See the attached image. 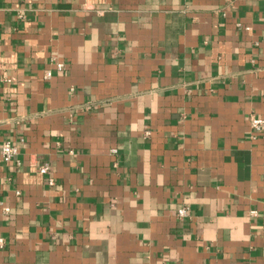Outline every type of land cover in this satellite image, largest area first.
Returning a JSON list of instances; mask_svg holds the SVG:
<instances>
[{"label": "crops", "instance_id": "crops-1", "mask_svg": "<svg viewBox=\"0 0 264 264\" xmlns=\"http://www.w3.org/2000/svg\"><path fill=\"white\" fill-rule=\"evenodd\" d=\"M250 116L264 0H0V264H264Z\"/></svg>", "mask_w": 264, "mask_h": 264}, {"label": "built area", "instance_id": "built-area-1", "mask_svg": "<svg viewBox=\"0 0 264 264\" xmlns=\"http://www.w3.org/2000/svg\"><path fill=\"white\" fill-rule=\"evenodd\" d=\"M56 67L61 70L63 68L62 63H56ZM249 126L251 131L254 134H260L264 132V118L258 117V116H250L249 117ZM17 154V148L14 144H12L10 141H4L0 144V157L3 162H9L14 159V157ZM49 172V166L47 164H44L40 167L39 173L42 175H48ZM48 184L52 185L53 180L52 178H48ZM187 207H181L177 210V216L178 218H184L187 215ZM4 211H8L7 208H4ZM251 215H255L254 211H251ZM4 246V240L0 238V249Z\"/></svg>", "mask_w": 264, "mask_h": 264}]
</instances>
